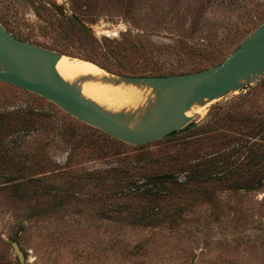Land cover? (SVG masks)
Here are the masks:
<instances>
[{"label":"rangeland","instance_id":"374dc122","mask_svg":"<svg viewBox=\"0 0 264 264\" xmlns=\"http://www.w3.org/2000/svg\"><path fill=\"white\" fill-rule=\"evenodd\" d=\"M263 22L264 0H0L13 36L112 76L106 113L116 77L217 64ZM213 99L132 145L0 80V264L13 244L25 264H264V72ZM158 103L112 114L140 127Z\"/></svg>","mask_w":264,"mask_h":264},{"label":"water","instance_id":"95a60500","mask_svg":"<svg viewBox=\"0 0 264 264\" xmlns=\"http://www.w3.org/2000/svg\"><path fill=\"white\" fill-rule=\"evenodd\" d=\"M75 20L82 24L79 19ZM17 51L22 54H17ZM57 57L58 54L44 47L16 38L0 24V62L6 65V70L0 71L1 81L38 94L81 122L125 143L144 145L183 129L190 121V117L184 114V108L193 101L205 96L213 99L232 89H242L248 81L240 80L254 78L264 72V22L217 64L180 74L125 79L143 81L171 94L169 100L160 95L158 108L145 114L138 129L130 128L118 117L80 97L79 91L52 68ZM153 115H156V120H153ZM153 178L168 179L170 175ZM13 248L20 263L25 264L18 246L13 244Z\"/></svg>","mask_w":264,"mask_h":264},{"label":"bare ground","instance_id":"6f19581e","mask_svg":"<svg viewBox=\"0 0 264 264\" xmlns=\"http://www.w3.org/2000/svg\"><path fill=\"white\" fill-rule=\"evenodd\" d=\"M16 53L22 54L21 52L18 51ZM52 68L64 80L69 82L75 89L79 91L80 97L90 102L99 101L100 103H103L106 101V99L98 93L97 91L98 82L96 81L98 79L104 78L105 76L111 78L112 76L95 62L77 56H73L67 59L64 56L58 55V57L53 62ZM5 70H6V65L0 62V71H5ZM252 78L253 76H251L247 80L242 79L239 82H243V81L250 82ZM116 80L118 81H112L113 83L111 85L110 84L107 85L109 87L107 90L109 91L111 96L114 99H116L115 102L111 100L113 101V103H109L110 106L106 110L107 114L115 113L117 112V110L121 108L140 109V107L143 105L151 106L153 102H155L156 99L158 98L160 103L161 100L159 95H164L165 100H169L171 98V94L169 92H163L161 90L155 89L151 84H148L143 81H139V82L125 81L122 79H118L117 77ZM235 90L236 89H232L229 92H235ZM92 93L93 94L95 93V96H93ZM213 100L214 99H210L206 96L202 98H198L197 100L193 101L189 106L184 108V114L187 116L196 115V113L199 110H205ZM156 119H157L156 115H153V120ZM128 126L133 129L139 128L133 125H128Z\"/></svg>","mask_w":264,"mask_h":264},{"label":"trees","instance_id":"16d2710c","mask_svg":"<svg viewBox=\"0 0 264 264\" xmlns=\"http://www.w3.org/2000/svg\"><path fill=\"white\" fill-rule=\"evenodd\" d=\"M174 133H176V131L172 132L171 134H174ZM171 134H169V135H171ZM191 171L193 172V177L194 178H199V177H202L204 175V174H201L202 173V169L199 168L197 164H193V166H191ZM212 173L213 172H211V171L207 172L208 175H213ZM149 180L151 182H154V183L163 182V180H160V179L152 180V177H150Z\"/></svg>","mask_w":264,"mask_h":264}]
</instances>
